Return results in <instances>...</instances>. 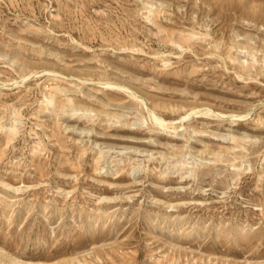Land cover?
Here are the masks:
<instances>
[{"label":"rangeland","instance_id":"rangeland-1","mask_svg":"<svg viewBox=\"0 0 264 264\" xmlns=\"http://www.w3.org/2000/svg\"><path fill=\"white\" fill-rule=\"evenodd\" d=\"M0 264H264V0H0Z\"/></svg>","mask_w":264,"mask_h":264},{"label":"bare ground","instance_id":"bare-ground-1","mask_svg":"<svg viewBox=\"0 0 264 264\" xmlns=\"http://www.w3.org/2000/svg\"><path fill=\"white\" fill-rule=\"evenodd\" d=\"M151 115L156 119L159 120V118L151 111ZM184 118V117H183Z\"/></svg>","mask_w":264,"mask_h":264}]
</instances>
